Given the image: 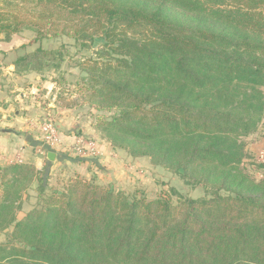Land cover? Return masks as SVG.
<instances>
[{"label":"trees","instance_id":"16d2710c","mask_svg":"<svg viewBox=\"0 0 264 264\" xmlns=\"http://www.w3.org/2000/svg\"><path fill=\"white\" fill-rule=\"evenodd\" d=\"M30 3L25 16L0 10V40L32 29L40 43L15 73L60 71L70 53L45 49L52 39L93 51L78 67L90 98L115 111L102 123L112 149L150 157L205 197L176 205L83 179L59 189L46 168L0 167V229L13 227L0 264H264V178L241 169L264 121V0Z\"/></svg>","mask_w":264,"mask_h":264},{"label":"rangeland","instance_id":"374dc122","mask_svg":"<svg viewBox=\"0 0 264 264\" xmlns=\"http://www.w3.org/2000/svg\"><path fill=\"white\" fill-rule=\"evenodd\" d=\"M31 1L29 0L28 4L24 5L25 1L23 0H0V10L25 16L26 12L32 11ZM35 38L36 34L32 29H24L22 33L13 36L11 41L7 42L2 39L0 43H10L14 45V48L27 45L25 51L32 52L40 45V43L32 45ZM42 44L45 49H56L66 45L70 54L60 71L52 70L42 74L24 75L29 82V90L23 91L26 97H20L22 91L15 93L16 90L11 89L20 86L16 80H21L24 76L17 75L15 68L14 71L5 65L0 68V85L8 91L11 90L14 93L12 96L18 97L14 109L28 108V112L31 114L28 136L33 140L39 138L41 141L39 124L46 119L56 125L60 134L65 129V131L68 130L69 133H74L86 140H96L103 144H101L103 146L101 154L98 155L99 163L96 161L99 168L94 164H85L83 159L65 153V157L72 161L67 164L56 162V167L52 170L55 161L48 162L47 152L42 150L41 142V149L37 152L39 159H44L46 164L39 171H44L46 168L45 174L49 177L50 187L62 189L70 180L83 179L93 181L95 184L115 192L136 194L147 200H154L167 194L171 196V201L176 205L179 201L178 196L193 200L205 197V192L202 189L187 186L179 175L155 164L150 157H133L130 156L128 150L112 149L108 136L102 129V123L109 121L115 111L100 109L98 103L90 98L86 81L87 75H84L78 67L80 63L89 58H95L93 51L88 52L81 47L77 48L73 40L66 37L45 41ZM96 49L97 47H94L92 50L96 51ZM8 61L10 62L9 58ZM7 94L10 97L12 93L8 92ZM0 118H2L1 114ZM246 152L247 157L244 159L241 169L256 180H262L264 178V158H262L264 154V121L259 130L246 139ZM79 160H82L83 163ZM30 166L37 169L34 164H30ZM171 190L177 192V196L172 195ZM28 194L29 197L26 193L24 194L23 211L18 215L19 220H22L37 203L36 184L32 186ZM11 231H13V227L0 229V245L12 242Z\"/></svg>","mask_w":264,"mask_h":264},{"label":"crops","instance_id":"0c3cea01","mask_svg":"<svg viewBox=\"0 0 264 264\" xmlns=\"http://www.w3.org/2000/svg\"><path fill=\"white\" fill-rule=\"evenodd\" d=\"M25 49V45L14 48V45L10 43H0V68L5 65L14 71L13 63L15 58L17 55L23 54ZM16 81L20 83V86H15V88L11 89L16 90V92L14 91L15 93L22 91L20 97L23 98L25 96L24 92L29 90V82L25 76L21 80ZM4 89L6 88L0 85V114L2 115V118H0V167L4 168L14 163L34 164L38 170H42L46 163L44 159H39L37 152L41 149V141L39 138L33 140L27 134L28 124L31 122L29 119L31 114L28 112V108L15 110L14 107L18 97L12 96L14 93L11 90ZM8 92L12 93L10 97L7 94ZM12 115L14 116L12 117ZM78 137L74 133H69L68 130L65 131V129L61 132V139L65 145H74ZM95 142L97 148L102 150L103 144L100 141L95 140ZM45 151L47 152V160L50 153L54 154L55 162L52 165V170L56 167V162L67 164L72 161L65 157L63 147L46 149ZM80 159H83L86 162L85 164H94L99 168V164H97V162L99 163V157L86 156ZM79 161L83 163L82 160ZM48 162L51 161L48 160Z\"/></svg>","mask_w":264,"mask_h":264},{"label":"built area","instance_id":"2783aa9c","mask_svg":"<svg viewBox=\"0 0 264 264\" xmlns=\"http://www.w3.org/2000/svg\"><path fill=\"white\" fill-rule=\"evenodd\" d=\"M39 132L43 151L48 148L63 147L65 153L79 158L86 156L99 157L98 155L101 154V150L97 148L95 141L86 140L82 137H78L76 143L72 146L65 145L61 139L59 129L49 120L45 119L39 124ZM262 158H264V154Z\"/></svg>","mask_w":264,"mask_h":264},{"label":"water","instance_id":"95a60500","mask_svg":"<svg viewBox=\"0 0 264 264\" xmlns=\"http://www.w3.org/2000/svg\"><path fill=\"white\" fill-rule=\"evenodd\" d=\"M48 160L49 161H54V154L53 153H50V155L48 156Z\"/></svg>","mask_w":264,"mask_h":264}]
</instances>
